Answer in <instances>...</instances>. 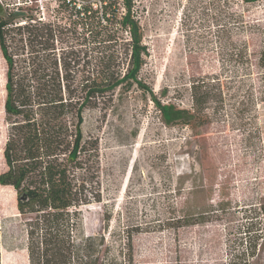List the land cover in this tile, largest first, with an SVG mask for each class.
<instances>
[{"label": "rangeland", "instance_id": "obj_1", "mask_svg": "<svg viewBox=\"0 0 264 264\" xmlns=\"http://www.w3.org/2000/svg\"><path fill=\"white\" fill-rule=\"evenodd\" d=\"M69 1L0 3L50 24L55 52L59 55L63 47L77 60L79 80L93 66L91 49L96 48L85 20L77 19ZM218 1L133 0L147 48L139 78L151 92L136 84L117 88L108 109L84 112V134L98 139L101 200L80 206L81 232H103L115 246L125 227L150 225L148 231L133 234L134 264H228L248 254L255 229L261 228L264 235V215L259 212L264 205V80H257L255 66L264 50V0H221L227 11L240 15L232 39L246 42L252 53L246 80L256 89L261 84L263 100L257 101L254 119L261 134L256 143H246L248 128L240 123L248 118L216 111L213 103L205 109L207 123L169 124L152 100L154 96L162 104L190 112L191 81L219 70L217 32L224 28L216 23ZM75 2L82 5L87 0ZM221 23L231 28L233 22L224 18ZM5 70L0 52V172L5 168ZM219 201L226 202L225 209L209 222L159 228L163 219ZM259 216L261 227L256 223ZM0 221L2 264H27L22 219L10 186L0 185ZM250 264H264V241Z\"/></svg>", "mask_w": 264, "mask_h": 264}, {"label": "trees", "instance_id": "obj_2", "mask_svg": "<svg viewBox=\"0 0 264 264\" xmlns=\"http://www.w3.org/2000/svg\"><path fill=\"white\" fill-rule=\"evenodd\" d=\"M69 2L77 19L85 20L83 25L96 48L91 49L93 66L79 80L74 70L77 60L63 47L59 55L55 52L50 24L33 13L0 3V52L6 64L5 168L0 172V185L15 191L27 264H134L133 234L148 231L150 225L125 227L115 246L103 232H81L80 206L101 200L98 139L84 134L83 122L86 109H108L117 88L136 84L151 92L139 78L147 48L142 43L133 0H87L82 5ZM225 5V1H218L216 23L224 28L217 32L219 70L191 81L190 112L162 104L154 96L152 100L169 124L207 123L205 109L211 103L216 111L236 114L241 120L248 118L240 124L248 128L246 143L253 145L261 134L254 121L257 101L263 100L261 84L256 89L246 80L251 74L252 53L246 42L232 39L233 32L239 30L235 24L240 15L227 11ZM224 18L229 24L233 22L231 28L221 23ZM59 38L66 42L65 37ZM255 66L257 80L263 81L264 50L258 53ZM225 205L219 201L195 207L163 219L159 228L209 222ZM259 212L264 215V205ZM256 223L261 227L260 216ZM254 234L248 254L228 264L251 263L256 247L264 241L261 228ZM2 237L0 221V246Z\"/></svg>", "mask_w": 264, "mask_h": 264}, {"label": "bare ground", "instance_id": "obj_3", "mask_svg": "<svg viewBox=\"0 0 264 264\" xmlns=\"http://www.w3.org/2000/svg\"><path fill=\"white\" fill-rule=\"evenodd\" d=\"M2 254V253H1ZM3 257V256H2ZM1 264H2V259H1Z\"/></svg>", "mask_w": 264, "mask_h": 264}]
</instances>
